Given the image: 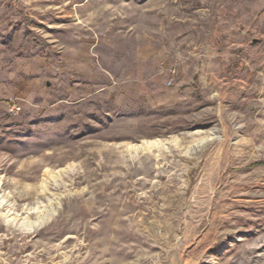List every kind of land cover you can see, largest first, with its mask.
Instances as JSON below:
<instances>
[{
	"label": "rangeland",
	"instance_id": "obj_1",
	"mask_svg": "<svg viewBox=\"0 0 264 264\" xmlns=\"http://www.w3.org/2000/svg\"><path fill=\"white\" fill-rule=\"evenodd\" d=\"M7 77L0 264H264V0H0Z\"/></svg>",
	"mask_w": 264,
	"mask_h": 264
},
{
	"label": "crops",
	"instance_id": "obj_2",
	"mask_svg": "<svg viewBox=\"0 0 264 264\" xmlns=\"http://www.w3.org/2000/svg\"><path fill=\"white\" fill-rule=\"evenodd\" d=\"M37 96L45 100L48 98V93L42 92L40 95H36L31 85H27L24 82L16 84L12 77H7L6 81L0 82V109L5 108L8 101L16 103L29 101Z\"/></svg>",
	"mask_w": 264,
	"mask_h": 264
},
{
	"label": "built area",
	"instance_id": "obj_3",
	"mask_svg": "<svg viewBox=\"0 0 264 264\" xmlns=\"http://www.w3.org/2000/svg\"><path fill=\"white\" fill-rule=\"evenodd\" d=\"M168 72L171 75V77L165 83L167 86H172L173 84L172 76L174 75L175 71L174 69H169ZM7 107H8L9 112L12 114H18L21 111V106L14 101H8Z\"/></svg>",
	"mask_w": 264,
	"mask_h": 264
}]
</instances>
